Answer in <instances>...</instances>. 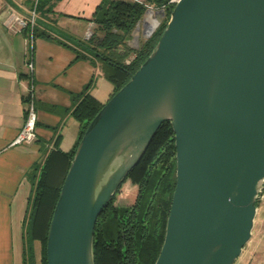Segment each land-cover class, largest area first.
Wrapping results in <instances>:
<instances>
[{
    "label": "water",
    "instance_id": "water-1",
    "mask_svg": "<svg viewBox=\"0 0 264 264\" xmlns=\"http://www.w3.org/2000/svg\"><path fill=\"white\" fill-rule=\"evenodd\" d=\"M165 121L176 180L154 264H234L264 187V0H178L169 10L149 55L78 142L46 264H95L96 219Z\"/></svg>",
    "mask_w": 264,
    "mask_h": 264
},
{
    "label": "trees",
    "instance_id": "trees-1",
    "mask_svg": "<svg viewBox=\"0 0 264 264\" xmlns=\"http://www.w3.org/2000/svg\"><path fill=\"white\" fill-rule=\"evenodd\" d=\"M57 1L37 0L33 38L54 39L70 47L77 59L109 65L108 78L114 85L113 94L149 55L173 7L168 5V0H149L154 6L164 8V21L137 48H132L128 40L145 13L142 4L102 0L92 17L95 32L91 38L83 40L63 32L50 18ZM33 4L34 0H30V9ZM29 31L30 28L26 27L23 33L27 35ZM91 84L92 81L79 93L71 95L72 103L67 109L81 124L73 149L61 152L57 148V139L43 162L33 165L29 173L32 191L24 219V264H35V240L41 244V264H46L47 233L62 183L89 121L103 105L89 94ZM175 180L174 133L170 122L165 121L96 219L93 236L95 264H154L164 239ZM122 196L127 200H122L125 205L117 203Z\"/></svg>",
    "mask_w": 264,
    "mask_h": 264
},
{
    "label": "crops",
    "instance_id": "crops-1",
    "mask_svg": "<svg viewBox=\"0 0 264 264\" xmlns=\"http://www.w3.org/2000/svg\"><path fill=\"white\" fill-rule=\"evenodd\" d=\"M102 0H58L53 7L57 27L84 39ZM30 0H0V264H24V219L32 191L29 173L57 148L71 151L81 124L69 112L71 95L92 81L89 94L103 104L114 92L109 65L77 59L75 52L54 39L36 38L32 56L24 33L7 30L12 14L26 17ZM33 61L32 82L37 110L36 139L12 145L25 119L23 97L31 84L26 64ZM67 110V111H66ZM35 264H41V244L33 242Z\"/></svg>",
    "mask_w": 264,
    "mask_h": 264
},
{
    "label": "built area",
    "instance_id": "built-area-1",
    "mask_svg": "<svg viewBox=\"0 0 264 264\" xmlns=\"http://www.w3.org/2000/svg\"><path fill=\"white\" fill-rule=\"evenodd\" d=\"M122 1H128V2H135L142 4L145 7L146 11H151L149 9H152L154 4L150 2L149 0H122ZM178 0H168V5H173ZM37 0H34L33 7L29 10L28 15L26 17L20 16L18 14H12L5 20V26L7 30H9L12 33H23V30L26 27L30 28V31L26 35L27 37V45L30 48V55L32 56V48H33V42L34 38L32 35V27L36 20V6ZM152 15V14H151ZM153 28L150 30L148 35H151L154 32ZM91 31L88 30L86 33V36H90ZM28 75L31 80L30 86L27 88L26 93L24 95L25 101H24V112H25V119L23 126L21 127L19 133L17 136L13 139L11 142L12 145L16 144H29L35 141L36 139V122H37V110H36V101H35V94H34V85L32 82V73H33V61L30 58V60L26 64ZM257 201H262L264 203V187L260 191L258 195Z\"/></svg>",
    "mask_w": 264,
    "mask_h": 264
},
{
    "label": "rangeland",
    "instance_id": "rangeland-1",
    "mask_svg": "<svg viewBox=\"0 0 264 264\" xmlns=\"http://www.w3.org/2000/svg\"><path fill=\"white\" fill-rule=\"evenodd\" d=\"M149 10L151 13L145 10L142 19L137 23L130 39L128 40V44L132 48H137L141 42L151 36L148 35L150 31H147V28L152 21L156 22L154 31L164 21V15L161 13V11H164L165 14L164 8L153 6V8ZM90 31L91 35L85 36L83 40L91 38L95 32L94 25ZM122 200L127 202V200L122 196L121 198H118L117 203L119 205H125V202H122ZM234 264H264V203L262 201L258 202L251 238Z\"/></svg>",
    "mask_w": 264,
    "mask_h": 264
},
{
    "label": "bare ground",
    "instance_id": "bare-ground-1",
    "mask_svg": "<svg viewBox=\"0 0 264 264\" xmlns=\"http://www.w3.org/2000/svg\"><path fill=\"white\" fill-rule=\"evenodd\" d=\"M149 15H150V13H149ZM148 20H149V19H148ZM155 25H156V22H155V21H152V22L150 23L149 27L147 28V29H148L147 31L152 30V29L155 27Z\"/></svg>",
    "mask_w": 264,
    "mask_h": 264
}]
</instances>
